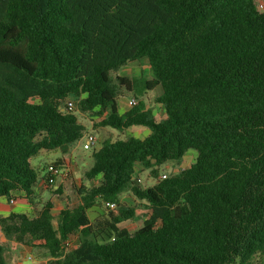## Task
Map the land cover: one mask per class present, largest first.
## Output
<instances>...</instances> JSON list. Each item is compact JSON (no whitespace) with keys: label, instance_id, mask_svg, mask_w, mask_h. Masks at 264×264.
Here are the masks:
<instances>
[{"label":"trees","instance_id":"16d2710c","mask_svg":"<svg viewBox=\"0 0 264 264\" xmlns=\"http://www.w3.org/2000/svg\"><path fill=\"white\" fill-rule=\"evenodd\" d=\"M259 2L0 0V198L34 205L31 161L89 133L64 110L69 100L84 116L99 115L95 130H149L99 143L76 207L43 177L50 199L0 216L5 238L38 244L49 264H252L264 256ZM142 60L152 79L120 75ZM158 87L161 111L152 116L139 97ZM125 91L138 106H121ZM190 150V167L160 180L161 168ZM141 170L157 183L137 185ZM128 193L148 211L141 226ZM7 244L0 239V264H9Z\"/></svg>","mask_w":264,"mask_h":264},{"label":"rangeland","instance_id":"374dc122","mask_svg":"<svg viewBox=\"0 0 264 264\" xmlns=\"http://www.w3.org/2000/svg\"><path fill=\"white\" fill-rule=\"evenodd\" d=\"M260 2L264 3V0H259ZM120 75L128 76V77H136V78H143V79H152L153 75L150 69V66L146 62V60H142L140 62L130 63L128 66L124 67ZM162 93V88L158 87L153 91H147V93L139 97L141 101L145 104L146 108L152 110L153 115L160 112V106L156 104V98ZM135 97L133 93H129L125 91L123 93V98L120 100V104L122 107L128 109V101L130 98ZM136 98V97H135ZM139 101V99L137 98ZM75 114L79 117V120L85 125L88 132H92L93 134L97 135L99 138L100 144L105 139L116 140L124 137H136V138H145L149 134V130L144 127H134L130 130L126 131L124 134H121L113 129L110 128H101L95 130L93 125L94 121H99L100 117L97 114H92L90 116H84L81 114L78 109L75 111ZM99 144V146H100ZM84 141L83 139L74 144L73 146L67 147L65 149H60L56 151H43L37 158L31 161V165L36 170L39 175V180L46 176L48 167L55 163L57 160L62 159L63 163L66 162V158L68 161H71L69 157L73 160L72 166L70 169V174L68 178L64 180L63 187H64V198H66L65 202L69 207H76L79 204V197L77 193V189L80 188L81 184H86L88 186L91 183L86 178V171L93 165V158L92 152L93 150H85L84 149ZM98 146V147H99ZM65 150V151H64ZM197 157V152L195 150H190V152L184 157L183 160L180 162H172L164 165L159 174L166 173L168 176L174 175L179 173L181 170L190 167V165L195 161ZM75 161V162H74ZM141 169V168H139ZM138 177L142 178L144 184L142 187L149 188L154 186L157 183V177H155L150 170H141L138 173ZM41 188L39 190L40 195L36 196L35 203L36 206L39 208L42 207L51 197V186H48L47 183L42 180ZM37 189H35V192ZM123 200L127 202L131 206H135L138 208V216L136 219V224L141 226L148 214V211L144 208L139 206L140 203L137 199H135L131 194L123 195ZM93 216V213H91ZM76 242V238L73 239ZM11 245V244H10ZM10 247V248H9ZM7 249L8 254V262L12 261V259H16V253L21 252V248L16 249L12 246H9ZM24 251L27 252L29 255L35 256V260L32 261L28 259L27 256L21 258V264H36L39 257L37 256V249H34L32 252H28L27 248H24ZM48 254V252H47ZM49 255V254H48ZM15 260V261H16ZM252 264H264V256L263 255H256L252 259Z\"/></svg>","mask_w":264,"mask_h":264},{"label":"crops","instance_id":"0c3cea01","mask_svg":"<svg viewBox=\"0 0 264 264\" xmlns=\"http://www.w3.org/2000/svg\"><path fill=\"white\" fill-rule=\"evenodd\" d=\"M63 149H65V148H63ZM69 158H70L71 161H68L69 159L67 160V158H66V162H64L62 165L67 166V167L69 166V168L71 169L73 160L71 159V157H69ZM60 160H62V159H60ZM42 180L43 179L41 178L39 180L38 184H37L36 196L40 195L39 190H40V188L42 186L41 185ZM34 203H35V201H34ZM35 207L39 208L38 206H36V203L33 205V204L29 203L27 200H21V201L18 202L17 206H12L9 203L8 200H6L5 198H0V216H2V217H6V216L10 215L13 212H20V211H29L30 212V211H33ZM0 239L8 243L7 244V249H8L9 246H12L13 248H16V249H19L20 247H23V248H21L22 250H21L20 254L16 253V256H18L17 260L15 258L12 259L10 264H21V258L19 257L20 255L22 257L27 256V258L31 259L32 261L35 260V256L27 254V252L24 251V248H27L28 252H32L34 249H37V256L39 257V260H37L36 264H49L50 256L47 254V251L44 248L36 246L38 244H35V245L33 244V246H27V245H24V244L17 243L14 240H9L8 241L5 238V236L2 234L1 230H0Z\"/></svg>","mask_w":264,"mask_h":264},{"label":"built area","instance_id":"2783aa9c","mask_svg":"<svg viewBox=\"0 0 264 264\" xmlns=\"http://www.w3.org/2000/svg\"><path fill=\"white\" fill-rule=\"evenodd\" d=\"M259 9L264 10V3L263 2H259ZM139 101L137 100V98L132 97L130 98V100L128 101V108H134L136 106H138ZM64 110H68L71 112H74L77 110V103L74 100H69L67 103V107L64 108ZM84 149L85 150H94L96 147H98L99 145V138L97 135L93 134L92 132L86 133L84 138ZM70 174V168L69 166H64V165H50L48 167L47 170V177H48V182L50 185H52L53 187L58 188L59 185H62V182L68 178ZM160 180H164L166 178H168V175L166 173H162L159 176ZM135 183L137 185H143L144 181L142 178L140 177H136L135 179ZM9 203L12 206H17L18 202L15 200H11L9 201ZM106 206H109L110 208H114L115 204H109L107 203ZM69 244V242H68Z\"/></svg>","mask_w":264,"mask_h":264}]
</instances>
